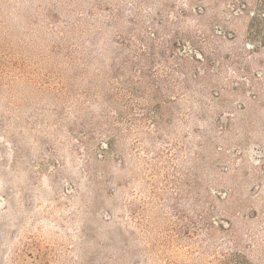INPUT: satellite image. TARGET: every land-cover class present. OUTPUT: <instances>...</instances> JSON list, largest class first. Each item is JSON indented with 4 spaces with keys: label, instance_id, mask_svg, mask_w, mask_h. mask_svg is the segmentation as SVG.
Listing matches in <instances>:
<instances>
[{
    "label": "rangeland",
    "instance_id": "obj_1",
    "mask_svg": "<svg viewBox=\"0 0 264 264\" xmlns=\"http://www.w3.org/2000/svg\"><path fill=\"white\" fill-rule=\"evenodd\" d=\"M263 14L0 0V264H264Z\"/></svg>",
    "mask_w": 264,
    "mask_h": 264
},
{
    "label": "trees",
    "instance_id": "obj_2",
    "mask_svg": "<svg viewBox=\"0 0 264 264\" xmlns=\"http://www.w3.org/2000/svg\"><path fill=\"white\" fill-rule=\"evenodd\" d=\"M263 17H264V14H263ZM233 35V38H236L237 35H239L237 32H233L232 33ZM233 38H228L227 36H225V39L227 41H232ZM196 49L199 51V55L201 56L200 59H203V58H206L205 55H206V50H204V48H202L201 46H197ZM221 53L222 51L221 50H213V51H208V54L207 55H210L211 58H216V57H220L221 56ZM197 57H199L197 55ZM229 58L231 59V57L229 56ZM198 59V58H197Z\"/></svg>",
    "mask_w": 264,
    "mask_h": 264
}]
</instances>
